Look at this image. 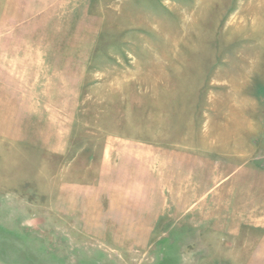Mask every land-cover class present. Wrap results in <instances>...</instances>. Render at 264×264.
Wrapping results in <instances>:
<instances>
[{
	"label": "rangeland",
	"instance_id": "obj_1",
	"mask_svg": "<svg viewBox=\"0 0 264 264\" xmlns=\"http://www.w3.org/2000/svg\"><path fill=\"white\" fill-rule=\"evenodd\" d=\"M0 72V264H264V0H0Z\"/></svg>",
	"mask_w": 264,
	"mask_h": 264
},
{
	"label": "bare ground",
	"instance_id": "obj_2",
	"mask_svg": "<svg viewBox=\"0 0 264 264\" xmlns=\"http://www.w3.org/2000/svg\"><path fill=\"white\" fill-rule=\"evenodd\" d=\"M15 73V71L11 74L14 78H15V76L13 75ZM19 73V72H18ZM16 74V73H15ZM20 74V75H19ZM19 74H16L18 77H17V82H18V79H20L21 80V84H24V86L26 87V89L28 88L29 90H30V93H32L35 97L38 95V98L39 97H44L45 99L47 98V99H49L50 100V98H51V96H50V93H49V90H50V87H51V85H49V83H50V81H45V79H44V84H43V82H42V85H41V87L39 88V86L38 85H36V84H34V83H32V76L31 75H29V74H27V73H19ZM9 74L7 73L6 75H4L3 73H1L0 72V78L2 79V78H4L5 79V77H6V79L7 80H9L10 79V77L8 76ZM50 79V78H49ZM15 84V83H14ZM19 89H21V90H24V89H22L20 86H18L17 84H15ZM20 85V84H19ZM46 86L47 85V89H43V86ZM24 86H22L23 88H24ZM39 91V92H38ZM26 92V91H25ZM42 92L44 93V94H42ZM32 99V98H31ZM35 102V101H34ZM35 106H40L39 105V103L38 102H35V104L33 105V107H35ZM121 179H122V177H121ZM118 183V182H117ZM120 183V182H119Z\"/></svg>",
	"mask_w": 264,
	"mask_h": 264
}]
</instances>
